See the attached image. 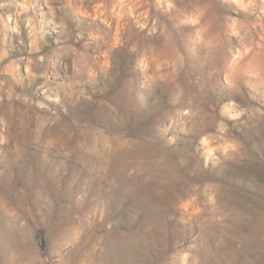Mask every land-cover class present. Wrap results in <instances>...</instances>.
Segmentation results:
<instances>
[{"label":"clouds","instance_id":"1","mask_svg":"<svg viewBox=\"0 0 264 264\" xmlns=\"http://www.w3.org/2000/svg\"><path fill=\"white\" fill-rule=\"evenodd\" d=\"M0 264H264V0H0Z\"/></svg>","mask_w":264,"mask_h":264}]
</instances>
